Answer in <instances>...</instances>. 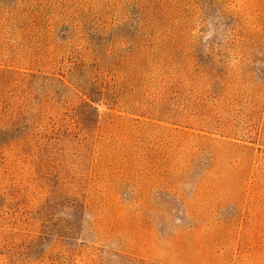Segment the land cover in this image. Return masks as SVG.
<instances>
[{
  "label": "rangeland",
  "instance_id": "rangeland-1",
  "mask_svg": "<svg viewBox=\"0 0 264 264\" xmlns=\"http://www.w3.org/2000/svg\"><path fill=\"white\" fill-rule=\"evenodd\" d=\"M0 264H264V0H0Z\"/></svg>",
  "mask_w": 264,
  "mask_h": 264
}]
</instances>
